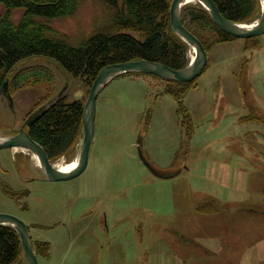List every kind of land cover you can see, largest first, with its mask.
<instances>
[{"label": "rangeland", "instance_id": "1", "mask_svg": "<svg viewBox=\"0 0 264 264\" xmlns=\"http://www.w3.org/2000/svg\"><path fill=\"white\" fill-rule=\"evenodd\" d=\"M23 15L15 9L11 20ZM109 15L98 0H84L74 15L48 24L76 44L109 23ZM199 34L206 45L215 38L210 30ZM259 40L254 51L244 50L240 39L215 47L185 97L195 127L191 140L165 83L127 75L111 81L96 101L95 140L78 177L49 181L30 152L0 151V184L18 193L13 198L0 187V214L26 224L38 263L182 264L184 257L189 264L206 258L264 264V35ZM191 56L190 49L188 62ZM33 63L47 65L48 73L12 87L13 108L1 96L0 138L28 131L31 116L57 97L87 103L94 82L51 60L32 58L26 65ZM82 133L53 163L76 159ZM24 258L23 251L27 264Z\"/></svg>", "mask_w": 264, "mask_h": 264}, {"label": "trees", "instance_id": "2", "mask_svg": "<svg viewBox=\"0 0 264 264\" xmlns=\"http://www.w3.org/2000/svg\"><path fill=\"white\" fill-rule=\"evenodd\" d=\"M83 1L0 0L5 8L4 14L0 15V91L6 80L9 81L11 92V88H18L21 82L42 78L43 71L48 73L47 65L43 63L26 65L14 72L17 65L29 58L54 61L68 75L89 81V84L95 81L104 67L112 64L147 60L164 64L175 71L188 66L190 47L170 26L169 13L173 0H121L120 4V0H98L109 8V23L78 43L71 44L56 35L48 22L74 15ZM213 1L225 18L236 23L251 24L261 11L260 0ZM19 8L24 10V15L18 23H14L11 20L12 12ZM181 13L182 23L203 43L208 55L215 45L236 40L222 32L200 4L187 7ZM200 30L214 32L215 38L210 45H206L199 37ZM244 41L246 51L257 50L260 46L258 37ZM127 75L152 76L142 73ZM152 77L163 81L164 92L176 100V111L181 117L179 122L187 139L191 140L195 127L184 101L198 79L196 82L183 83ZM83 112L84 104L81 101L69 102L67 97H61L28 128L30 136L45 149L52 162L66 156L79 141L83 129ZM0 187L11 197L18 196L8 186L0 184ZM19 238L14 227L0 225V264H24Z\"/></svg>", "mask_w": 264, "mask_h": 264}, {"label": "water", "instance_id": "3", "mask_svg": "<svg viewBox=\"0 0 264 264\" xmlns=\"http://www.w3.org/2000/svg\"><path fill=\"white\" fill-rule=\"evenodd\" d=\"M215 24L225 32L227 35L232 36L236 39H250L264 35V11L259 19L256 21V25L251 28L242 27L246 23H236L225 18L219 8L213 0H199ZM261 4L264 0H260ZM170 15H171V28L189 46L195 47L197 52V63L194 67H187L176 70L172 69L164 64L150 62L147 60L130 61L127 63L112 64L104 67L96 77L90 93L87 98V103L84 107L83 115V138L82 144L79 149V157L76 163V167L68 173L61 172L56 168L48 154L45 153V149L30 136L29 132L22 129L17 135L7 137L4 141L0 142V151L3 149H25L32 153H35L40 157L42 170L49 181H68L81 175L88 167L90 149L94 143L95 128H96V113H97V100L101 94L103 88L119 76H124L131 73H142L147 75L156 76L165 80L173 82L191 83L200 78L205 72L208 66V55L204 49L203 43L195 37V35L186 28L182 23V11L183 8L188 5L190 0H173L171 1ZM250 25V24H246ZM28 60L22 62L14 68V72L19 70L20 67L25 66ZM9 89V81L6 80L0 94L7 97L9 106L13 108L14 100ZM60 97L55 98L53 101L47 103V105L40 111V113L31 116L30 121L26 123V126L32 127L33 123L36 122L43 114H45ZM0 225H9L14 227L21 239L22 248L24 251V257L27 264H40L38 263V256L34 251V242L31 239L30 230L19 218L8 215L0 214Z\"/></svg>", "mask_w": 264, "mask_h": 264}, {"label": "bare ground", "instance_id": "4", "mask_svg": "<svg viewBox=\"0 0 264 264\" xmlns=\"http://www.w3.org/2000/svg\"><path fill=\"white\" fill-rule=\"evenodd\" d=\"M191 3H198V4H201V2L199 1V0H190V2L188 3V4H191ZM262 12L264 11V1L262 2ZM258 21V20H257ZM256 21H254V23H251L250 25H246V24H243V26L242 27H245V28H251V27H254L255 25H256ZM190 47V49L192 50V56H191V60H189V65H190V67H194L195 65H196V63H197V52H196V49H194L195 47H193V46H189ZM7 138V137H6ZM6 138H0V142L1 141H4ZM80 149V148H79ZM15 151H22V152H25V151H27V152H30V151H28V150H25V149H20V148H15L14 149ZM78 153H79V151H78ZM30 154H32L33 155V158H34V160L36 161V165L39 167V168H41L42 169V165H41V161H40V157L38 156V155H36L35 153H32V152H30ZM78 157H79V155L77 154V157H76V159H74L72 162H70V164L69 163H58V164H56L55 163V165H56V168L58 169V170H60L61 172H64V173H68V172H71L75 167H76V163H77V161H78Z\"/></svg>", "mask_w": 264, "mask_h": 264}, {"label": "crops", "instance_id": "5", "mask_svg": "<svg viewBox=\"0 0 264 264\" xmlns=\"http://www.w3.org/2000/svg\"><path fill=\"white\" fill-rule=\"evenodd\" d=\"M258 38H259V37H258ZM240 40H241V39H240ZM243 41H244V40H243ZM230 42H231V41H230ZM259 42H260V40H259ZM220 44H223V43H220ZM218 45H219V44H217V45H215L214 47H212V51H211L210 54L208 55V60H207L208 63L210 62V61H209V60H210V56L214 53V51H215V47H217ZM244 46H245V41H244ZM244 46H243V47H244ZM259 48H260V47H259ZM259 48H258V49H259ZM244 50H245V49H244ZM208 65H209V64H208ZM207 68H208V66H207ZM207 68H206V69H207ZM205 71H206V70H205ZM135 77H136V76H135ZM137 77H139V76H137ZM140 77H141V76H140ZM196 85H197V84H196ZM196 85H194L193 88H196V87H197ZM193 88H192V89H193ZM244 105H245V103H243L241 106L243 107ZM260 111H261V110L258 109V112L261 114L262 112H260ZM242 112H243V111H241V112H237L236 114H238V113H239V114H240V113L242 114ZM243 113H244V112H243ZM252 115H253V114H252ZM245 117H247V116H243L242 118H239L238 121H239V120H240V121L244 120ZM250 117H251V114H250ZM89 157H90V156H89ZM88 164H89V163H88ZM253 214H254V213H252L251 215H253ZM254 215H256V214H254ZM259 215L262 216L263 214H258V216L256 215L255 217H259ZM252 217H254V216H252ZM263 217H264V215H263ZM254 219H258V218H254ZM205 256H206V255H205ZM208 256H209V255H208ZM211 256H212V255H211ZM208 259H209V258H208ZM208 259H207V258H206L205 260L202 259V261H200V263H198V261H197V262H195L194 264H214L212 261H211V262L208 261ZM212 259H214V258H212ZM212 259H211V260H212ZM181 262H182V264H189L188 261H187L184 257L182 258Z\"/></svg>", "mask_w": 264, "mask_h": 264}]
</instances>
